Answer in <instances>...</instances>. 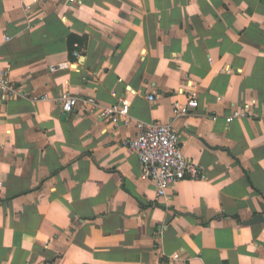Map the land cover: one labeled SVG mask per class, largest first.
I'll list each match as a JSON object with an SVG mask.
<instances>
[{
	"label": "crops",
	"instance_id": "1",
	"mask_svg": "<svg viewBox=\"0 0 264 264\" xmlns=\"http://www.w3.org/2000/svg\"><path fill=\"white\" fill-rule=\"evenodd\" d=\"M0 58V264H264V0H0ZM136 119L204 176L157 195Z\"/></svg>",
	"mask_w": 264,
	"mask_h": 264
},
{
	"label": "built area",
	"instance_id": "2",
	"mask_svg": "<svg viewBox=\"0 0 264 264\" xmlns=\"http://www.w3.org/2000/svg\"><path fill=\"white\" fill-rule=\"evenodd\" d=\"M36 1V0H34ZM9 36L5 35V39ZM75 56L78 55L73 50ZM9 67L3 65L0 58V101L23 94L19 86L12 83L8 75ZM46 94H30L32 100L45 99ZM153 99V95H148ZM78 97L73 94H65L60 99L64 113L72 111ZM93 108L101 109V116L107 117L111 122L121 118L124 123L130 121L129 105L126 102H116L109 105L99 103L94 97L84 99ZM197 105L195 97H190L184 104H175V110L179 114H185L189 106ZM246 114L245 108H234L226 115V121L242 117ZM136 133L123 141L132 149L138 157L143 173L155 182L157 195H165L170 183L183 178H199L204 175L197 165L189 160L179 141L178 132L168 123L159 120L145 121L135 120Z\"/></svg>",
	"mask_w": 264,
	"mask_h": 264
},
{
	"label": "water",
	"instance_id": "3",
	"mask_svg": "<svg viewBox=\"0 0 264 264\" xmlns=\"http://www.w3.org/2000/svg\"><path fill=\"white\" fill-rule=\"evenodd\" d=\"M263 219V214H255L253 215V217H251L250 219H247L246 221H244L245 223H253V222H257Z\"/></svg>",
	"mask_w": 264,
	"mask_h": 264
}]
</instances>
